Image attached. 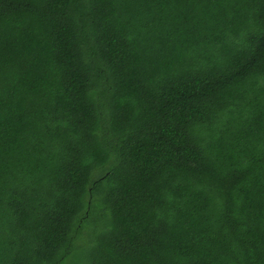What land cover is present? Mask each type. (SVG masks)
Returning <instances> with one entry per match:
<instances>
[{"label":"trees","instance_id":"trees-1","mask_svg":"<svg viewBox=\"0 0 264 264\" xmlns=\"http://www.w3.org/2000/svg\"><path fill=\"white\" fill-rule=\"evenodd\" d=\"M0 264H264V0H0Z\"/></svg>","mask_w":264,"mask_h":264}]
</instances>
